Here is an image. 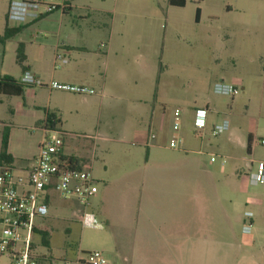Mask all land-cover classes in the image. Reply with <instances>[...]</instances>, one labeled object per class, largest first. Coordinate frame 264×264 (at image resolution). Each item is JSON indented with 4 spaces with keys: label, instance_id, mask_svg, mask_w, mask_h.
Here are the masks:
<instances>
[{
    "label": "rangeland",
    "instance_id": "1",
    "mask_svg": "<svg viewBox=\"0 0 264 264\" xmlns=\"http://www.w3.org/2000/svg\"><path fill=\"white\" fill-rule=\"evenodd\" d=\"M8 3L9 0H0V33ZM80 5L116 10L117 48L109 66L103 67L107 75L105 94L90 95L91 102L80 117L75 118L74 113L66 116L69 131L87 135L74 138L81 143L74 151L86 157L82 164L92 171L98 185L91 209L97 211L106 194H111L105 203L107 210L109 200L115 206L116 191L105 193L104 182L117 187L129 170L143 167L147 147L140 143L151 132L158 135V142L168 140L173 134V112L180 109L181 150L152 148L150 164L174 166L197 159L199 166L212 174L222 196V189L230 186V202L224 206L232 220L231 230L223 238L209 240V245L213 244L206 251L205 264H238L243 256L264 264V237L241 232L242 223L235 221L245 199L239 198L243 203L237 208L235 201L240 192L231 187L242 184L251 195L256 191L264 194V184L250 174L233 175L235 169L246 168L242 157L264 159V0H185L184 5L172 4L170 0H82ZM80 23L93 26L90 20ZM97 39L91 37L92 51L98 50ZM4 46L0 44V62ZM16 47V39L6 43L5 67L18 75L21 67L16 60ZM139 53L146 57V63L137 60ZM221 81L238 85L240 93L233 98L217 94L214 85ZM138 104L143 108L140 112L136 109ZM205 106L211 110L209 120L221 122L228 118L232 128L244 137V145L229 139V131L213 136L208 130L203 138L197 136L193 125L195 109ZM153 107L155 113L150 119ZM249 130L258 136L252 154L245 144ZM201 142L203 154L188 151L199 149ZM210 153L216 156V162H211ZM255 166L254 171L257 162ZM80 210L76 200L55 193L49 215L36 220L41 228L48 229L49 245L43 243L42 233H36V253L58 260L74 259L80 247L93 248L104 252L110 264H129L115 252L105 250L106 242L97 228L81 225ZM258 224L264 227V220ZM3 261L0 258V263Z\"/></svg>",
    "mask_w": 264,
    "mask_h": 264
},
{
    "label": "crops",
    "instance_id": "2",
    "mask_svg": "<svg viewBox=\"0 0 264 264\" xmlns=\"http://www.w3.org/2000/svg\"><path fill=\"white\" fill-rule=\"evenodd\" d=\"M81 1L57 0L58 4L66 2L71 6L64 11L57 10L25 23L9 22L6 11L3 31L0 34H3L6 25L21 26V31L11 38L16 39V57L21 44L26 58L22 64H19L21 67L19 74L11 73L5 67L6 43L11 38L5 43H0L5 45L1 54L0 78L9 75L18 79L25 70H29L44 83L55 79L87 84L94 88L98 85L100 88L97 90L105 94L107 75L103 67L109 66V61L116 54L117 48L114 31L116 10L102 7L89 9L80 5ZM85 20H90L93 28L80 23ZM92 36L98 38V50L95 51L89 49ZM102 43L106 45L105 48L101 46ZM56 53L62 54V58L58 61H55ZM138 56L137 60L140 63H146V57H142L140 53ZM234 85L239 88L238 85ZM20 87L21 94L0 92V153L4 133H7V154L11 158L9 163L13 167L14 174L26 177L34 166L39 144L43 139L41 126L50 117L54 121V127L67 133L61 149L63 157H75L80 169H87L82 164L86 157L74 151V148L81 144L74 138L85 134L69 131L65 125L66 116L74 113L76 118L86 112V104L91 102L92 97L51 91L46 86L21 85ZM136 109L139 112L143 110L139 104ZM154 113L153 107L150 119L154 117ZM216 122L210 118L209 128ZM227 131L230 132L229 139L240 141L244 145V137L235 127L232 128L231 123ZM249 134L252 135V143L248 152L252 154V147L258 136L256 132L249 130L246 135V147H248ZM99 136L95 135V138H100ZM149 136L150 134L140 143L147 147L144 166L129 170L123 178L124 182L117 187L104 182L105 193L116 191L113 201L116 203L115 206L109 200V210H107L105 203L111 194L109 196L106 194L100 200L99 209L94 211L102 223V227L97 230L105 240L103 242H106L105 250L115 252L121 258H125L129 264H205L206 251L213 244L209 245V240L223 238L229 235L231 230L232 220L224 206V203L230 202L228 195L230 186L227 185L222 189L225 192L222 196L212 174L206 168L200 167L197 159H189L182 165L178 163L174 166L150 164L152 148L164 146L166 149L181 150V147L169 148L168 140H163L161 143L156 140L158 135L153 141ZM203 144L201 142L199 149L188 151L203 154ZM242 158L246 168L235 169L233 175L240 177L242 173L250 174L253 178L257 160L251 155ZM258 160L264 161V159ZM241 185H231L242 193L241 196L237 193L235 201L237 208L243 203L239 198L245 199L242 213L237 215L235 222L242 223V233L264 237V227L261 228L258 224L259 220H264V194L256 191L251 195L250 191L246 192ZM55 193L57 192L54 189H49L47 198L49 206ZM246 212H250L252 216H247ZM248 224H251V228L245 231L244 226ZM66 231H71V228L66 227ZM91 249L80 247L75 258ZM241 249L244 250L242 246ZM235 250L236 253L239 252V247ZM46 257L53 258L51 255ZM238 264L258 263L253 258L243 256Z\"/></svg>",
    "mask_w": 264,
    "mask_h": 264
},
{
    "label": "built area",
    "instance_id": "3",
    "mask_svg": "<svg viewBox=\"0 0 264 264\" xmlns=\"http://www.w3.org/2000/svg\"><path fill=\"white\" fill-rule=\"evenodd\" d=\"M116 2L117 0H112ZM69 3H55L53 0H9L7 20L12 23H25L37 19L45 14L70 7ZM105 48V44H101ZM62 58L61 53H56L55 61ZM2 78V77H1ZM0 78V83L2 79ZM18 84L22 86H46L49 90L78 94L81 96L101 95L87 84L62 82L55 79L44 83L34 73L25 70ZM217 94L235 97L240 89L228 82H217L214 85ZM208 106L195 109L193 125L195 134L203 138L208 130L211 135L219 136L230 128V121L224 118L221 122L214 123L209 128ZM182 111L175 109L173 112V134L168 139V147L179 149L181 139L178 132L182 128ZM43 139L39 144L34 166L26 177L14 174L12 165L0 160V264H108L104 252L98 249L90 250L75 259H55L40 256L32 246L34 228L38 226L37 218H46L49 215L47 202L49 189H54L66 199H74L80 205L79 221L83 227L101 228L102 223L91 209L93 197L98 191V185L90 169L68 167V161L60 154L64 145L66 132L52 127L48 120L41 126ZM150 140H155L157 135L152 132ZM264 144V139H261ZM211 161L217 158L211 155ZM257 170L253 179L264 184V161L257 160ZM252 216L250 212L245 213ZM251 224L245 225L244 230L249 231Z\"/></svg>",
    "mask_w": 264,
    "mask_h": 264
},
{
    "label": "trees",
    "instance_id": "4",
    "mask_svg": "<svg viewBox=\"0 0 264 264\" xmlns=\"http://www.w3.org/2000/svg\"><path fill=\"white\" fill-rule=\"evenodd\" d=\"M170 2L172 4L184 5L185 0H170ZM199 13H200V9L198 8L196 11L197 18L199 16ZM21 29H22L21 26L12 27V26L6 25L3 34H0V43H5L8 39L13 37L18 32H20ZM25 58H26V56H25L24 51H23V46L20 44L18 47V50H17V60L20 64H22L24 62ZM1 79H2V81L0 83V92L5 93V94H21L22 93V88L20 87L21 85L18 84L16 78L9 76V75H5ZM48 124L50 126L54 127V121L51 119V117L48 119ZM251 143H252V135L249 134V136H248V147H247L248 151L251 150ZM7 146H8V134L4 133L2 151L0 153V160L10 162L11 158L7 154ZM60 154L63 156V153H61V151H60ZM65 158H67L68 167L80 169V167L78 166L77 159L75 157L70 156V157H65ZM34 231H35V233L36 232L42 233L43 243L45 245H49V240H48L49 231H48V229L41 228L39 226H35ZM32 246L35 248L34 243L32 244Z\"/></svg>",
    "mask_w": 264,
    "mask_h": 264
}]
</instances>
